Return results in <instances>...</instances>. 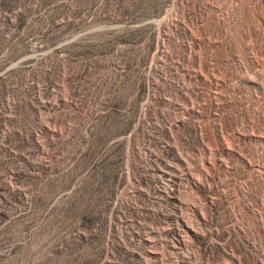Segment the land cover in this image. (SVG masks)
Listing matches in <instances>:
<instances>
[{"label": "rangeland", "instance_id": "rangeland-1", "mask_svg": "<svg viewBox=\"0 0 264 264\" xmlns=\"http://www.w3.org/2000/svg\"><path fill=\"white\" fill-rule=\"evenodd\" d=\"M0 264H264V0H0Z\"/></svg>", "mask_w": 264, "mask_h": 264}]
</instances>
